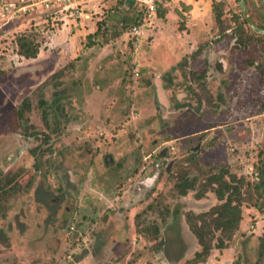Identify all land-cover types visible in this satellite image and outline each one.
<instances>
[{"label":"rangeland","instance_id":"obj_1","mask_svg":"<svg viewBox=\"0 0 264 264\" xmlns=\"http://www.w3.org/2000/svg\"><path fill=\"white\" fill-rule=\"evenodd\" d=\"M76 2L0 11V264H188L193 215L221 202L209 177L253 181L264 162V39L238 1L164 0L136 54L141 7ZM21 35L36 58L18 54ZM184 179L196 181L185 195ZM252 203L199 264H256L264 209Z\"/></svg>","mask_w":264,"mask_h":264},{"label":"trees","instance_id":"obj_2","mask_svg":"<svg viewBox=\"0 0 264 264\" xmlns=\"http://www.w3.org/2000/svg\"><path fill=\"white\" fill-rule=\"evenodd\" d=\"M124 3L130 9L135 5L141 7L133 0H124ZM218 17H220L219 14ZM141 19L142 16L140 17ZM138 21L139 19L134 21L133 24L138 23ZM242 22L248 23L245 18H243ZM259 26L264 28L262 24H259ZM241 28L243 35L247 36L244 27ZM258 36L264 39V35L260 34ZM17 44L19 55L25 58H36L38 56L40 51L39 45L35 43L30 35H21ZM22 104L26 107L22 105V108L17 110L20 118L24 117L23 109L30 108L28 99H25ZM261 106L264 111V100ZM44 120L46 125H48L47 110L44 111ZM32 152L35 153L34 151ZM209 182L212 184L213 191H215L217 198L221 202L211 207L207 212L193 215L197 221L194 220L195 223L191 225V230L195 234L201 249L195 253L194 259L188 264H199L206 261L213 249L223 250L228 248L230 240L242 226V206L244 202L251 201L253 202L252 205L257 209H264V162L258 167L256 180L249 181L245 177H238L227 170H222L220 173H213L209 177ZM195 183V180L184 179V182L179 183L177 187L180 189L181 194L185 195L188 190L194 189ZM191 215L192 213L188 217L190 221ZM157 230L158 228L156 232ZM155 237L157 238V235ZM256 264H264V234L259 237Z\"/></svg>","mask_w":264,"mask_h":264},{"label":"built area","instance_id":"obj_3","mask_svg":"<svg viewBox=\"0 0 264 264\" xmlns=\"http://www.w3.org/2000/svg\"><path fill=\"white\" fill-rule=\"evenodd\" d=\"M99 2H103V0H97ZM138 3L143 9L146 17H144V24L135 23L131 27V41L134 52L139 53V49L141 46L142 38L144 35L143 27L146 24L145 21L147 17H151L155 15L160 8L161 4H163L164 0H133ZM237 2L238 0H233ZM257 4L264 7V0H252ZM61 5L60 3H64L63 8L73 7L72 3H76V0H0V11L2 17H5L8 20L16 19L22 15L37 13L39 10L42 12L50 11L55 4ZM74 8V7H73ZM75 10V8H74ZM75 12V11H74ZM135 54V55H136ZM139 59L136 58L133 63L138 66ZM138 67L134 68V72L137 73Z\"/></svg>","mask_w":264,"mask_h":264},{"label":"water","instance_id":"obj_4","mask_svg":"<svg viewBox=\"0 0 264 264\" xmlns=\"http://www.w3.org/2000/svg\"><path fill=\"white\" fill-rule=\"evenodd\" d=\"M241 12L244 16V18L247 20L249 26L258 34L264 35V28L259 26L255 20L253 19L250 10H249V5L247 0H238ZM166 152V151H164ZM164 154V153H162Z\"/></svg>","mask_w":264,"mask_h":264},{"label":"crops","instance_id":"obj_5","mask_svg":"<svg viewBox=\"0 0 264 264\" xmlns=\"http://www.w3.org/2000/svg\"><path fill=\"white\" fill-rule=\"evenodd\" d=\"M161 5H164L165 6V3H163V4H161ZM84 10H82V12H81V14H82V17L84 16V17H89L90 15L89 14H86V13H84L83 12ZM78 32H81V30L80 29H78ZM91 256H93L94 257V255L93 254H91ZM91 256L89 257V258H91ZM95 260V259H94ZM104 259L102 258V257H99L98 258V260L96 259V261H94L96 264H103L104 263ZM84 262V261H83ZM86 262V261H85Z\"/></svg>","mask_w":264,"mask_h":264}]
</instances>
